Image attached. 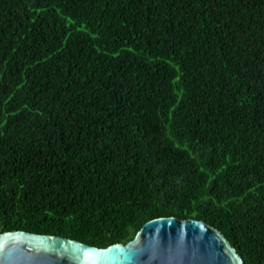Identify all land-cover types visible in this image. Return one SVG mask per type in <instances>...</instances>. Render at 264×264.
Here are the masks:
<instances>
[{
	"label": "trees",
	"instance_id": "trees-1",
	"mask_svg": "<svg viewBox=\"0 0 264 264\" xmlns=\"http://www.w3.org/2000/svg\"><path fill=\"white\" fill-rule=\"evenodd\" d=\"M168 216L264 264V0H0V233Z\"/></svg>",
	"mask_w": 264,
	"mask_h": 264
},
{
	"label": "water",
	"instance_id": "water-1",
	"mask_svg": "<svg viewBox=\"0 0 264 264\" xmlns=\"http://www.w3.org/2000/svg\"><path fill=\"white\" fill-rule=\"evenodd\" d=\"M0 264H243L228 239L202 220L146 221L126 243L97 247L54 234L0 233Z\"/></svg>",
	"mask_w": 264,
	"mask_h": 264
}]
</instances>
